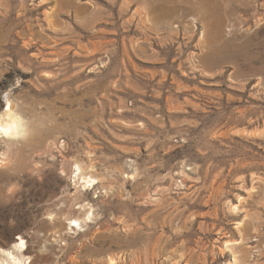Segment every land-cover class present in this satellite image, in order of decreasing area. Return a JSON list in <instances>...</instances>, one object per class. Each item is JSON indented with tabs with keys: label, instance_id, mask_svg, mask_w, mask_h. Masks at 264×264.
Masks as SVG:
<instances>
[{
	"label": "rangeland",
	"instance_id": "rangeland-1",
	"mask_svg": "<svg viewBox=\"0 0 264 264\" xmlns=\"http://www.w3.org/2000/svg\"><path fill=\"white\" fill-rule=\"evenodd\" d=\"M9 88L0 251L264 264V0H0Z\"/></svg>",
	"mask_w": 264,
	"mask_h": 264
},
{
	"label": "clouds",
	"instance_id": "clouds-1",
	"mask_svg": "<svg viewBox=\"0 0 264 264\" xmlns=\"http://www.w3.org/2000/svg\"><path fill=\"white\" fill-rule=\"evenodd\" d=\"M16 87H19V84ZM0 103L4 105L0 108V146L3 147L0 151V168H7L12 166L13 160L11 144L6 141L13 143L27 141L33 136L34 129L32 120L19 110V104L14 101L12 88L0 92ZM46 252V248L41 249V254ZM0 264H30V259L24 257L22 253L18 256L16 250L9 246L0 251Z\"/></svg>",
	"mask_w": 264,
	"mask_h": 264
},
{
	"label": "bare ground",
	"instance_id": "bare-ground-1",
	"mask_svg": "<svg viewBox=\"0 0 264 264\" xmlns=\"http://www.w3.org/2000/svg\"><path fill=\"white\" fill-rule=\"evenodd\" d=\"M79 169H80V168H79ZM80 171H81V170H80ZM83 180L85 181L84 183H85V187H86V188H87V187H93V186L96 184V182H97L95 178H93V177H88V176H87V177H84ZM233 209H234V208H233ZM87 214H88V212H87ZM91 215H92V214L90 213L89 216H88V219L91 218ZM71 222H72V223L75 222V225H73V227H74V226H77V225H78V226L80 225V223H79L78 220H72ZM21 242H22L21 245H22V246H25V242H24L23 239L21 240Z\"/></svg>",
	"mask_w": 264,
	"mask_h": 264
}]
</instances>
